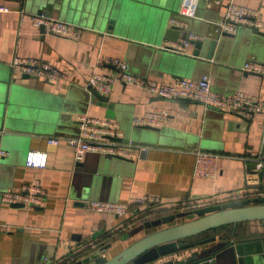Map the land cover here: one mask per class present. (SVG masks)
Here are the masks:
<instances>
[{"label":"crops","instance_id":"obj_1","mask_svg":"<svg viewBox=\"0 0 264 264\" xmlns=\"http://www.w3.org/2000/svg\"><path fill=\"white\" fill-rule=\"evenodd\" d=\"M182 1L0 0V146L8 151L0 160V224L6 225L0 230V264H72L77 260L66 262L65 256L93 240H100V246L113 242L105 254L109 258L145 233L142 229L132 234L140 224L123 227V218L93 211L86 200L155 194L168 207L190 201L200 208L205 200L223 203L264 196V173L250 174L253 158L264 155V112L246 120L122 81L114 83L110 94L101 93L109 98L103 101L89 86L93 72H117L109 59L119 58L127 62L130 73L142 78L173 82L209 75L220 93L242 90L264 99V74L243 69L249 61L264 65V31L239 26L227 35L219 26L230 1L257 8L264 17V0H189L196 7L191 15L181 12ZM176 12L193 18L191 25L173 18ZM39 13L84 26L81 37L44 33L30 20L31 14ZM173 26H189L191 39L214 43L203 44L196 55V45L182 37L186 31ZM185 40L190 44L184 53L166 47ZM14 56L49 62L66 77L51 81L13 69ZM157 108L169 110L171 118L156 126L158 132L148 130V135L159 137L149 143L137 136L140 128L133 117ZM82 116L116 121L122 140L135 142V155L88 152L76 161L74 147L65 139L48 142L53 136L77 135ZM199 149L222 154L216 176H194ZM31 152L45 154L46 165H28ZM251 177L258 181L249 183ZM34 180L47 191L43 205L3 202V191ZM248 232L253 234L231 238L264 236V223L252 225ZM193 247L194 252L203 248ZM173 261L164 259L161 264Z\"/></svg>","mask_w":264,"mask_h":264},{"label":"built area","instance_id":"obj_2","mask_svg":"<svg viewBox=\"0 0 264 264\" xmlns=\"http://www.w3.org/2000/svg\"><path fill=\"white\" fill-rule=\"evenodd\" d=\"M181 12L195 14V4L189 0H183ZM30 20L34 25L43 28L44 33L57 34L65 37L79 38L82 35L84 26L58 19L44 13L31 14ZM221 32L235 33L239 26L250 27L255 30L264 31V17L257 8L239 4L230 1L227 4L224 19L220 21ZM189 41L174 42L167 45L169 49L184 53L189 45ZM116 68L115 73L93 72L89 86L95 91L103 94H110L116 81H122L126 84L140 86L152 93L168 99H189L201 102L206 107H216L229 111L246 120H252L260 113L264 112V99L252 95L246 91H236L232 94H223L216 91L211 82L209 75H203L199 79L180 77L173 82H159L157 80L136 76L128 71L126 61L119 58H110ZM11 66L13 69L19 67L26 74L34 75L39 78L55 81L66 77V74L56 65L32 57L14 56ZM244 70L254 71L264 74V65L257 62H246ZM171 118V112L163 108L146 111L133 117V123L136 126H161L165 125ZM123 131L119 124L106 118H95L82 116L80 121V131L73 136H53L48 138L50 144H58L61 139H65L74 147V158L76 161H82L88 152H96L114 156H133L131 146L135 142H124ZM144 147H142L143 149ZM196 162L194 167V176L196 178H212L218 171V161L222 155L219 152L199 149L196 152ZM8 155V151L0 146V160ZM47 157L41 152H31L27 158V164L36 167L46 165ZM254 169L250 173L256 175L258 172L264 173V155L259 154L253 158ZM258 181L256 178H249V183ZM47 191L39 180L23 185L19 189H8L2 192L3 202L12 205L23 203L25 206H40L45 203ZM223 199L229 197H222ZM216 200L206 201V205L216 203ZM204 202L203 199L198 200ZM197 201V202H198ZM190 202V201H187ZM186 202V203H187ZM186 203L173 204L168 207L164 204L162 198L155 194L132 195L126 200L111 201L90 199L86 200V205L93 211L100 213L114 214L123 218L121 221L123 227H130L135 224L134 218L144 216L148 211H156L162 208L168 210L182 208L187 206ZM196 204L192 202L191 204ZM188 204V205H191ZM193 204V205H194ZM208 204V205H207ZM6 225L0 224V230H5ZM101 245L100 240L88 242L82 248L70 251L64 258L66 262H72L86 255L90 250L96 249ZM195 247L183 248L178 251L163 255L156 260L145 264H161L164 259L184 260L192 256L197 249ZM168 261V260H167ZM164 263V262H163ZM162 263V264H163Z\"/></svg>","mask_w":264,"mask_h":264},{"label":"water","instance_id":"obj_3","mask_svg":"<svg viewBox=\"0 0 264 264\" xmlns=\"http://www.w3.org/2000/svg\"><path fill=\"white\" fill-rule=\"evenodd\" d=\"M174 15L173 18L183 20L189 26L191 25L193 18L183 16L178 12ZM189 26L186 28L173 26V28L186 31V34L182 37L190 39L196 45L195 54L199 55V48L210 40L191 39L188 36V33L191 31V27ZM224 34L232 35L229 32H224ZM171 39L176 40L178 38L171 35ZM210 43L213 44L214 41H210ZM94 94L100 100H109L107 96L97 91H94ZM138 128H140V131H138L137 136L140 139H146L149 143L159 141V137L155 134L159 131L158 127L146 125L138 126ZM148 130L155 132L153 133L154 135H148ZM115 139L120 140L122 138ZM12 206L25 205L17 203L12 204ZM190 214H194L195 217L179 221V218L189 216ZM255 220H264V196L231 200L188 211L170 213L147 220L144 224L135 228L132 234L142 229L152 228V230L133 240L113 256L109 258L105 257L106 252L113 245V242H109L89 252L72 264H145L163 255L193 246H201L203 248L184 260L173 261L167 264H222L223 262H227V264H264V236L241 239L230 238L228 240H220L216 236H211L196 242L190 241L191 238L214 228Z\"/></svg>","mask_w":264,"mask_h":264},{"label":"trees","instance_id":"obj_4","mask_svg":"<svg viewBox=\"0 0 264 264\" xmlns=\"http://www.w3.org/2000/svg\"><path fill=\"white\" fill-rule=\"evenodd\" d=\"M237 199H240V198H237ZM241 199H243V198H241ZM228 200H225V201H228ZM191 203L192 202H187L186 203L187 206L182 207V208L179 207V208L171 209V210H168L167 208H162V209L156 210V211H148L147 213H145L144 216H141V217L138 216L137 218H134V221L137 224H140L141 225V224H144V222L146 220H152V219L161 217L163 215H166L168 213L178 212V211H181V210L182 211H188V210H191V209H194V208L197 207V206H195L194 203H193L194 205L191 204ZM218 203L219 202H216V203H213V204H218ZM188 204H191V205H188ZM205 205H206V203L204 204V206ZM263 223H264V220H255V221H245V222H239V223H236V224L224 225V226H221V227H218V228H214L212 230H209L207 232H204V233H202L200 235H197V236H195L193 238H194V242L199 241V240H201V238H200L201 235H205V234H207V233H209L211 231L219 230V229H222V228H225V227H232L233 229H232V231L230 233L221 234V236L220 235H216V237L219 238L220 240H228V239L231 238V236L237 237V236L243 235L245 237V236H248L250 234H253L252 232H248L250 230V227L252 225L260 226ZM145 230H146L145 233H147L148 231L152 230V228L145 229ZM145 233H143V235Z\"/></svg>","mask_w":264,"mask_h":264},{"label":"rangeland","instance_id":"obj_5","mask_svg":"<svg viewBox=\"0 0 264 264\" xmlns=\"http://www.w3.org/2000/svg\"><path fill=\"white\" fill-rule=\"evenodd\" d=\"M189 216L190 217H188L187 220L190 219V218L195 217L194 214H190ZM183 220H185V218H182L180 221H183ZM232 229H233L232 227H225V228H222V229H219V230H214V231H211V232H209V233H207L205 235H201L200 238L203 239V238H208V237H211V236H216V235L230 233L232 231ZM190 241L194 242V238L193 239L191 238Z\"/></svg>","mask_w":264,"mask_h":264}]
</instances>
